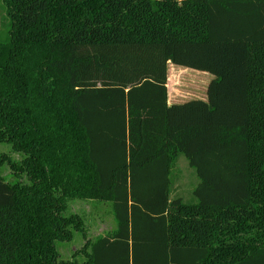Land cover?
I'll return each mask as SVG.
<instances>
[{"label":"trees","instance_id":"trees-1","mask_svg":"<svg viewBox=\"0 0 264 264\" xmlns=\"http://www.w3.org/2000/svg\"><path fill=\"white\" fill-rule=\"evenodd\" d=\"M2 11L0 144L16 158L0 154V264H69L56 243L85 236L74 201L110 204L116 224L83 264H264V0ZM169 64L216 77L210 107L168 106ZM180 157L187 199L172 198Z\"/></svg>","mask_w":264,"mask_h":264},{"label":"rangeland","instance_id":"rangeland-1","mask_svg":"<svg viewBox=\"0 0 264 264\" xmlns=\"http://www.w3.org/2000/svg\"><path fill=\"white\" fill-rule=\"evenodd\" d=\"M2 16V0H0V31L2 30ZM7 31L8 28L5 29V34H3L2 39L7 37ZM218 80H221V78H218ZM224 87L226 89H232L235 87V84H224ZM9 148L11 149L8 145L0 144V154L5 153L16 158L14 154H11ZM177 169L181 172V175L179 179L177 175H175V185L173 187L172 198L183 197L184 199H187L189 198L191 190L189 184L194 175V170L188 166V162L184 157H180L178 160ZM1 172L3 176L9 175V170L7 168L2 169ZM69 212L77 213L85 219V236L83 237L80 234H75L71 243H56V247L64 262L69 264H83L86 261V257L81 251L85 245L86 239L88 238L91 241H95L98 237L111 234L115 230L116 224L113 218L112 207L108 203L74 201L69 203Z\"/></svg>","mask_w":264,"mask_h":264},{"label":"crops","instance_id":"crops-1","mask_svg":"<svg viewBox=\"0 0 264 264\" xmlns=\"http://www.w3.org/2000/svg\"><path fill=\"white\" fill-rule=\"evenodd\" d=\"M216 77L209 72L168 65V106L183 105L190 101H202L209 107V87Z\"/></svg>","mask_w":264,"mask_h":264}]
</instances>
